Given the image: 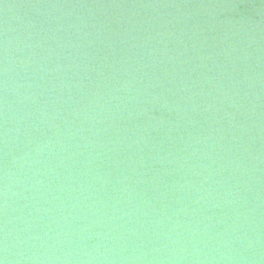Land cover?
I'll return each instance as SVG.
<instances>
[{
    "label": "water",
    "instance_id": "95a60500",
    "mask_svg": "<svg viewBox=\"0 0 264 264\" xmlns=\"http://www.w3.org/2000/svg\"><path fill=\"white\" fill-rule=\"evenodd\" d=\"M3 264H264V0H0Z\"/></svg>",
    "mask_w": 264,
    "mask_h": 264
},
{
    "label": "clouds",
    "instance_id": "9594fccd",
    "mask_svg": "<svg viewBox=\"0 0 264 264\" xmlns=\"http://www.w3.org/2000/svg\"><path fill=\"white\" fill-rule=\"evenodd\" d=\"M0 264H3V261H0Z\"/></svg>",
    "mask_w": 264,
    "mask_h": 264
}]
</instances>
